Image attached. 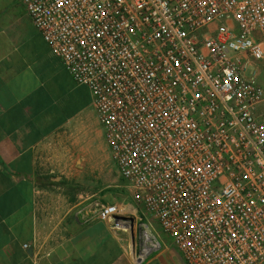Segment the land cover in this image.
I'll use <instances>...</instances> for the list:
<instances>
[{
  "label": "built area",
  "instance_id": "2783aa9c",
  "mask_svg": "<svg viewBox=\"0 0 264 264\" xmlns=\"http://www.w3.org/2000/svg\"><path fill=\"white\" fill-rule=\"evenodd\" d=\"M21 2L88 88L150 248L157 224L185 264H264V0Z\"/></svg>",
  "mask_w": 264,
  "mask_h": 264
},
{
  "label": "crops",
  "instance_id": "0c3cea01",
  "mask_svg": "<svg viewBox=\"0 0 264 264\" xmlns=\"http://www.w3.org/2000/svg\"><path fill=\"white\" fill-rule=\"evenodd\" d=\"M14 12L2 17L0 8V264H185L170 246L140 242L142 210L118 174L102 187L90 183L89 193L73 188L82 175L71 130L94 110L88 88L53 54L21 0ZM96 202L116 204L132 223L99 219Z\"/></svg>",
  "mask_w": 264,
  "mask_h": 264
},
{
  "label": "rangeland",
  "instance_id": "374dc122",
  "mask_svg": "<svg viewBox=\"0 0 264 264\" xmlns=\"http://www.w3.org/2000/svg\"><path fill=\"white\" fill-rule=\"evenodd\" d=\"M19 7L20 0H0V8L5 11L2 17L10 16ZM6 10L9 11L8 14ZM259 81L264 84V67L261 69ZM261 110L264 111V103L260 107ZM71 136L72 148L75 156L80 160L79 169L82 175V180L76 182L73 187L75 190L89 193L90 183L102 187L106 183L118 180L116 165L111 158L96 112L92 108L88 107L81 112L72 127ZM158 241L161 246L158 250L170 246L169 248L176 252L177 256H182L180 251L170 244L168 236L162 233V238L158 237ZM140 242L148 244L144 237H140Z\"/></svg>",
  "mask_w": 264,
  "mask_h": 264
},
{
  "label": "water",
  "instance_id": "95a60500",
  "mask_svg": "<svg viewBox=\"0 0 264 264\" xmlns=\"http://www.w3.org/2000/svg\"><path fill=\"white\" fill-rule=\"evenodd\" d=\"M113 219L115 222H123L124 226L127 225V222L132 223V218L125 217V216L115 215L113 216Z\"/></svg>",
  "mask_w": 264,
  "mask_h": 264
}]
</instances>
